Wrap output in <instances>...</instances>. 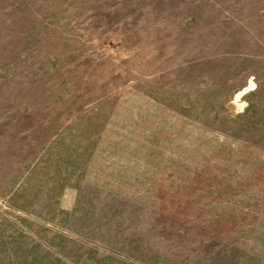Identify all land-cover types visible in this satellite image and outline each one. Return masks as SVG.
Returning <instances> with one entry per match:
<instances>
[{"label":"rangeland","instance_id":"1","mask_svg":"<svg viewBox=\"0 0 264 264\" xmlns=\"http://www.w3.org/2000/svg\"><path fill=\"white\" fill-rule=\"evenodd\" d=\"M0 264H264V0H0Z\"/></svg>","mask_w":264,"mask_h":264},{"label":"bare ground","instance_id":"2","mask_svg":"<svg viewBox=\"0 0 264 264\" xmlns=\"http://www.w3.org/2000/svg\"><path fill=\"white\" fill-rule=\"evenodd\" d=\"M252 88V84L250 85ZM241 97H242V93H240L239 95H237V97L235 98V100L230 104V107L232 109V111L234 113H237L239 111H242L243 109V105L240 104L241 102Z\"/></svg>","mask_w":264,"mask_h":264}]
</instances>
